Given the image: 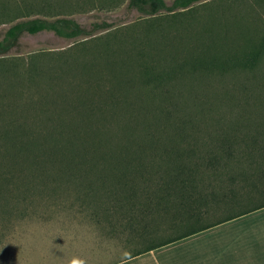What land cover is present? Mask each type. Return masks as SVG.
Here are the masks:
<instances>
[{
	"label": "trees",
	"instance_id": "1",
	"mask_svg": "<svg viewBox=\"0 0 264 264\" xmlns=\"http://www.w3.org/2000/svg\"><path fill=\"white\" fill-rule=\"evenodd\" d=\"M54 1L0 0V23H11L0 38V55L25 32L49 30L75 38L113 25L94 21L87 29ZM198 1L127 0V8L149 17L190 14ZM246 13L238 7L225 9V18L232 15L234 22ZM171 29L189 51L195 43L222 42L225 49L213 52L217 57L209 66L190 58L172 66L169 77L145 87L150 83L139 77L142 72L136 66L142 55L137 44L145 43L148 33L165 36ZM144 33L141 40L131 37L125 50L102 47L96 54L104 56L98 60L86 52L76 57L71 50L62 51L63 68L57 62L38 61L43 53L21 63L0 56V67L5 63L0 72V224L18 211L17 203L24 204L22 216L32 213L26 204L35 201L55 211L65 201L70 205L63 210L74 203L88 205L94 225L103 226L111 237L124 235V242L138 244L127 257L264 205V79L253 81L261 90L253 110L225 109V118L215 119L216 114L208 113L212 107L201 100V113L193 116L190 109L199 95L213 92L204 77L215 71L264 76V39L248 48L235 45L231 53L228 42L240 39L236 26L221 30L188 20ZM195 34L206 38L192 42ZM92 64L107 79L89 80V71L86 83L70 79L69 72H83ZM41 78L49 79L43 92L37 98L26 97L25 87L41 85ZM209 114V121L196 125L197 116L207 119ZM253 121L258 126L254 130L237 129ZM198 139L210 143L198 144ZM233 159L244 160L246 167L228 171ZM224 160L225 181L220 179ZM208 171L214 174H205ZM46 175L48 181H43ZM163 224L172 233L162 232Z\"/></svg>",
	"mask_w": 264,
	"mask_h": 264
},
{
	"label": "rangeland",
	"instance_id": "2",
	"mask_svg": "<svg viewBox=\"0 0 264 264\" xmlns=\"http://www.w3.org/2000/svg\"><path fill=\"white\" fill-rule=\"evenodd\" d=\"M77 1L81 4L75 5ZM165 1L169 3L171 0ZM53 3L64 5L65 8L60 7L67 9V15L87 29H91V24L94 21H109L113 25L110 28L95 30L90 35H80L75 38H65L49 30L34 34L25 32L19 37L15 46L5 54L0 55L3 59L21 63L22 60H28L34 54L43 53L44 57H39L38 61L57 62L63 68L65 57L62 54L59 55L62 51L71 50L70 53L73 51L75 56L83 55V52H86L87 55L98 60L99 57L104 56L96 54L102 47L105 49L109 46L125 50L131 37L136 35L141 40L145 38L144 32L147 29L157 30L173 27L188 20H194L197 23L200 21L201 24L212 25L215 28L219 26L221 30L225 28V25L238 27L241 31L238 35L240 39L234 43L229 41L228 50L240 43L243 44V48H248L251 43L254 44V41L264 39V0H201L190 7V14L159 13L155 17L145 16L135 9L127 8V0H55ZM234 7L247 12L248 16L234 22L232 15L225 18V9L231 10ZM170 21H174L171 26ZM10 24L0 23V38ZM174 32L176 31L171 29V33H166L165 36H160L156 31L151 32L148 33L149 38L142 40L145 43L140 44V41L137 44L140 46V54L142 55V59L136 66L142 72L139 77L142 79L141 81L150 83L145 87H151L158 81L169 77V70L172 66L183 63L190 58L209 66V64L215 63L214 59L217 57L213 52L221 51V47L225 49L222 42L210 45L195 43L188 46L191 50L189 51L185 49V46L180 45L182 38L179 36L178 39ZM205 38L202 34H195L191 37V41L199 42ZM193 46H195V50L192 49ZM78 47L81 49L78 50ZM209 49H213V51L210 52ZM229 52L232 53V50ZM4 65L5 63H3V67ZM262 66L264 69V64ZM3 67H0V72ZM75 67L72 66V68ZM152 70L155 71V74L151 72ZM85 71H89V80L91 78L107 79L108 77L104 71L99 72L98 67L92 64L83 72H75L72 75L69 72L70 79L76 83L81 81L86 83L88 80ZM204 78H208V84L213 92L199 95L196 105L190 106L191 112L193 116H196V113H201L200 107H197L198 100H201V102L208 103L209 107H212L208 113L216 114L213 118L219 119L221 116L225 118V109H243L249 106L253 110V103L261 91L260 86L253 81L256 79L263 80L264 76L252 75L247 71L240 70L234 74L229 71H225V74H219L215 71ZM40 80L41 85H37L35 88L25 87L26 94L24 95L26 97H39V93L43 92V87L46 86V81L49 79L41 78ZM250 96L249 102L247 98ZM52 109L53 107H51ZM210 116L209 114L207 119L206 115L197 116L196 125L206 123L205 121H209ZM243 125L240 124V127H237L238 130L240 128L241 133H244L247 128L254 130L258 127L255 121L251 122L250 126ZM237 140L241 139L238 138ZM197 142L202 145L206 142L210 143L206 139H198ZM244 145L242 144V146ZM230 164L232 168H229L228 171L231 172L234 169L239 171L246 167L244 160L233 159ZM221 170L223 173H220V179L225 181V174L228 172H225V160ZM205 174L212 176L214 172L208 171ZM30 176V172L25 175L26 178ZM48 176L46 175L43 181H48ZM221 186L225 187L223 184ZM65 203V205H70V202L65 201ZM65 205L64 203L59 205L60 210L55 211L49 210L45 203L35 201L26 204L28 209H33L30 211L32 213L22 216L20 214L23 213L24 204L17 203L18 211L4 218L0 224V264H72L73 260L83 261V264H105L125 257L130 249L138 246L133 241L124 242L126 241L124 235L111 237L103 226L94 225L91 206L80 207L78 203H74L71 208L67 206L63 210L62 207ZM165 226L164 224L160 225L162 232L172 233L171 230L169 232L164 228Z\"/></svg>",
	"mask_w": 264,
	"mask_h": 264
},
{
	"label": "crops",
	"instance_id": "3",
	"mask_svg": "<svg viewBox=\"0 0 264 264\" xmlns=\"http://www.w3.org/2000/svg\"><path fill=\"white\" fill-rule=\"evenodd\" d=\"M105 264H264V205Z\"/></svg>",
	"mask_w": 264,
	"mask_h": 264
},
{
	"label": "clouds",
	"instance_id": "4",
	"mask_svg": "<svg viewBox=\"0 0 264 264\" xmlns=\"http://www.w3.org/2000/svg\"><path fill=\"white\" fill-rule=\"evenodd\" d=\"M72 264H83V261H77V260H73Z\"/></svg>",
	"mask_w": 264,
	"mask_h": 264
}]
</instances>
